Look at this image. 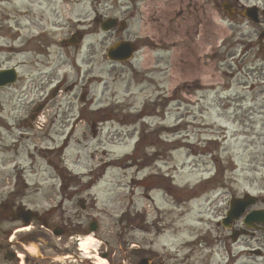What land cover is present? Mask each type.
<instances>
[{
	"label": "rangeland",
	"instance_id": "374dc122",
	"mask_svg": "<svg viewBox=\"0 0 264 264\" xmlns=\"http://www.w3.org/2000/svg\"><path fill=\"white\" fill-rule=\"evenodd\" d=\"M220 4L194 0L196 13L184 20L195 30L180 43L168 27L150 29L146 40L145 19L133 20L131 36L143 38L134 58L119 63L106 51L128 40L129 28L104 32L95 19H127L128 0H0V70L20 74L0 88V202L43 211L49 197L64 196L62 210L74 217L83 201L81 223L97 215L101 225L89 255L106 252L107 240L109 264L142 256L154 264H264L240 245L227 253L219 225L229 196L264 195V69L258 80L262 61L245 48L263 27L238 25ZM76 30L87 34L80 47H63ZM28 42L31 52L17 51ZM64 77L63 87L89 85L99 121L78 115L79 85L53 98L31 129L28 111ZM127 211L133 219L123 223Z\"/></svg>",
	"mask_w": 264,
	"mask_h": 264
},
{
	"label": "flooded vegetation",
	"instance_id": "af4514ba",
	"mask_svg": "<svg viewBox=\"0 0 264 264\" xmlns=\"http://www.w3.org/2000/svg\"><path fill=\"white\" fill-rule=\"evenodd\" d=\"M262 1L264 6V0ZM136 2L137 0H128L127 6L129 13L127 18V27L129 28L128 34H130L129 39L134 42L136 47L140 45L137 39L143 38V36L140 37L137 35L136 38L131 36L132 33L136 31L135 28H133V20L135 19H145L143 23V32L146 34V40H148L150 29L154 34L156 30L158 33H160V30L163 32L166 31V27H168V32L171 33V36L177 33L174 39L175 43H180L184 41L185 38L193 35L195 29L191 19L184 20V18L186 16L190 18L192 12L196 13V8L193 7L194 0H183L182 3L181 0H140ZM181 4L186 6H182ZM237 6L239 8V13L236 14V17L243 23L245 20L242 15L244 6L240 5V3H237ZM258 15L259 21L254 24V29L256 28L257 32V28L263 27V30L258 32L256 38L250 40L251 43L247 45L246 49H255L257 59L262 61L256 67L258 80H260L261 73L264 69V61L262 58L264 55V8H260L259 6ZM186 21H188L187 26ZM169 25H173L174 28L170 30ZM174 40H172V43H174ZM66 81L67 77H64L59 82V88L55 90L54 93L61 92L63 90L61 87ZM77 86L78 83L67 86L64 92L70 91V89L73 91ZM81 88L84 90L81 96V101L84 102L82 111L85 110L87 115L92 117V115H96L97 113L88 110L95 103L94 99L87 98L91 94V90L89 85L86 87V85L83 84ZM77 96L78 94L75 93L74 97ZM53 98L54 97L51 98V96H48L46 93L43 100L41 99L38 105L31 111H28L27 115L31 122L37 118L38 114L36 112L39 113L44 108H47L53 101ZM70 101L71 100H68L67 102ZM72 103L75 104V102ZM68 112H71V110L67 111V113ZM94 118L97 119L99 117ZM76 203H80V201ZM260 203L264 209V198H261ZM20 207L21 205H18L15 200L11 202L3 201L0 203V257L3 259L2 264H65L67 263L66 257L69 252L77 254L76 251L78 249L73 247L74 250H72L70 246L73 245H70L68 240L71 235L76 232H81L84 229L81 223L82 221L79 220V217H83V213H74V217H66V212H58L57 208L52 207L43 212L35 213L31 218L27 215L30 219L28 221V218L22 214L23 211L20 210ZM72 220L75 221V224H73L74 222ZM17 222H20L22 226L30 225L31 229H28L26 233H18L16 230L18 227L16 225ZM248 225L253 228L249 229ZM231 231L232 233L240 232L242 234L232 245H240L243 248V252L250 254L254 252L256 255L264 257V223L253 222L252 219H247L244 215L233 223ZM230 236L231 235L227 236L226 240H228ZM253 243H255L256 246L253 245ZM32 244L34 245L33 251L28 249V246ZM228 244L229 242L227 241V247L230 248ZM106 249L108 252V259L110 260L112 252L107 247ZM17 253H23V262L22 258L20 255L18 256Z\"/></svg>",
	"mask_w": 264,
	"mask_h": 264
},
{
	"label": "water",
	"instance_id": "95a60500",
	"mask_svg": "<svg viewBox=\"0 0 264 264\" xmlns=\"http://www.w3.org/2000/svg\"><path fill=\"white\" fill-rule=\"evenodd\" d=\"M117 19H108L103 22L102 24V29L103 30H109L117 25ZM125 24L124 22L121 23V28H124ZM134 51V47L126 41H120L117 42L116 44L112 45L107 52V56L112 59V60H117V61H124L129 59L132 56V53ZM17 74L15 70L9 69L5 71L0 72V86L7 85L9 83H12L16 80ZM255 203V200L253 198H247V200H242V199H235L232 202V207L233 209L231 210L230 217H235L239 216L242 214L245 209ZM259 214V212L254 211L251 215L259 219L256 215ZM250 215V216H251ZM255 220V219H254ZM141 264H149L148 261L143 260Z\"/></svg>",
	"mask_w": 264,
	"mask_h": 264
},
{
	"label": "bare ground",
	"instance_id": "6f19581e",
	"mask_svg": "<svg viewBox=\"0 0 264 264\" xmlns=\"http://www.w3.org/2000/svg\"><path fill=\"white\" fill-rule=\"evenodd\" d=\"M95 239L93 236H88L85 239L81 240V244H80V248L82 251H84L85 254H87V257H89L90 255V249H95ZM97 258V262L99 264H107V261L99 256H96Z\"/></svg>",
	"mask_w": 264,
	"mask_h": 264
}]
</instances>
